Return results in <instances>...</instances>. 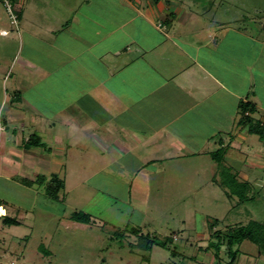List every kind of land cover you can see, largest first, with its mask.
<instances>
[{
    "label": "rangeland",
    "instance_id": "rangeland-1",
    "mask_svg": "<svg viewBox=\"0 0 264 264\" xmlns=\"http://www.w3.org/2000/svg\"><path fill=\"white\" fill-rule=\"evenodd\" d=\"M87 1L89 0H31L35 10L28 14L26 10L23 19L27 15L30 19L40 15V24L48 23L61 29L72 25L73 13L81 5V10L95 11L96 23L102 25V22L111 18L113 21L111 25L107 24L108 27L119 25L115 19L118 0H90L89 7L85 5ZM170 1H180L185 13H205L211 7L213 11L217 10L215 16L210 14H214L212 11L209 15H202V20L198 18L199 21H195L193 17L180 16L187 22H183L184 26L181 25L186 30L184 36L193 38L192 35L204 26L210 29L228 26L238 28L242 35L254 38V49L248 39H234L233 48L228 46L232 41L225 39L222 43L226 47L225 56H233L235 62L239 60V66L242 63L241 67L235 68L241 78L248 79V75H245L247 72L252 75L264 73V0ZM105 3L107 4L104 5ZM106 7L108 14L111 11L112 17L104 14L103 8ZM138 24L126 27L124 31L130 35L129 31L133 32ZM192 26L196 28L193 29ZM0 29L10 35L8 38H0V77L1 80L5 78L0 85V119L8 122L7 132L3 133L4 155L0 161V203L5 204L8 215L12 218L19 210H15L14 206H22L20 210L30 206L27 215L22 212L25 225L16 229L23 235L19 243L15 246L7 233L0 238L5 239V244L0 242V250L6 257L10 256L9 250L13 260L20 264H145L143 257L150 258V264H228L225 246L220 247L218 256L214 258V249L209 247L210 243H216L212 234L245 226L249 221L264 224V172L251 166L258 159L254 153L258 157H264V142L259 143L257 136H248L246 143L249 147L247 145V149L243 151L245 154L234 149L227 154L229 158L238 161L236 166L240 169L233 171L237 174L238 181H248L250 184L248 197L257 193L256 201L237 205L236 197L226 196L219 169L210 154L193 156L187 151L179 154L180 150H174L168 155L166 146L169 144L164 142L167 137H162L160 141L156 139L157 134L154 132L159 128L157 123L164 122L156 118H164L167 113L153 111L152 104L155 106L154 101L161 102L162 93L166 89L162 93L156 91L154 98L142 100L132 107V111L118 115H109V112H102L97 108L90 109L91 113L85 112L84 107H81L84 106L81 96L83 83L78 79V72L72 63L60 69H55L50 64L54 69L50 71L51 76L44 84L30 74L28 67L23 66L22 62L26 59L31 60V66L36 65L38 68L49 65H46L48 62L39 53L26 48L24 41L20 43L16 39L15 28L1 2ZM71 31L75 32L72 27ZM144 33L147 35L145 41L138 42L147 47L148 39L154 41L156 35L153 31L148 34L146 28ZM122 36L124 35L119 32L112 39L108 37L99 42L95 40L96 44L90 49L92 51L86 49V55L97 57L98 52L116 49L126 38H120ZM36 47L39 51V45ZM233 49L234 54L227 52H233ZM86 55L82 56L90 57ZM232 64H225L223 68L231 70ZM98 65L97 68H100L101 65ZM16 79L19 85L15 84L14 87L21 97L19 105L10 103L14 97L11 88ZM213 96L211 98L216 99L219 95ZM219 98L221 100L222 97ZM60 100L67 107L73 104L74 107H80L81 117L89 122L86 129L93 134H84L79 129L69 128L53 120L56 115L53 109L58 108L57 102ZM218 108L220 111L212 114H218L221 118L224 113L226 120L227 115H230L229 109L235 107L234 103L228 106L220 103ZM236 110L238 113V109ZM68 111L74 113L75 109L70 108ZM13 113L19 114L16 118L8 116H13ZM110 117L113 120L112 126L100 127ZM253 119L263 121L258 115H254ZM236 128L235 125L234 132ZM127 130L143 134L151 142H159L160 147L149 143L146 144L147 148H143L144 145L136 143L130 150L132 153L128 157H122L112 144L113 141H118L120 145L127 147L131 143ZM40 133L48 135L45 139L46 148L55 152L60 150L66 157L58 158L52 152L48 155V150L41 153L43 158L30 155L31 152L39 153L38 150L25 152L24 140L34 135L39 136ZM11 138L16 141L15 146ZM74 140H77L78 145H71ZM68 145H71L70 149H66ZM105 146L111 150L106 151ZM259 160L257 164L260 163ZM148 162L150 165L144 166ZM246 173L248 175H243ZM38 176H44L46 182L56 178L63 183L64 189L58 193V200L46 196L45 186L27 188L21 185L22 180L33 181ZM255 178L260 182H255ZM74 213L88 215L90 223H77L80 227L68 225L72 222L69 218ZM212 223L214 227L209 229ZM2 225L3 222L0 221V226ZM154 239L164 243L166 247L150 246L151 254L145 251L146 245L138 247L140 240L148 244ZM234 251L238 254L233 264H264V253L249 241L242 242Z\"/></svg>",
    "mask_w": 264,
    "mask_h": 264
},
{
    "label": "crops",
    "instance_id": "crops-1",
    "mask_svg": "<svg viewBox=\"0 0 264 264\" xmlns=\"http://www.w3.org/2000/svg\"><path fill=\"white\" fill-rule=\"evenodd\" d=\"M134 1L118 0L119 6L116 7L117 15L115 19L119 22V25L114 28L107 26V24H112L111 21L113 20L111 18L109 21L105 20V22H102V25L98 24L95 19V11H90L91 9L81 10L80 5L73 13L72 25L59 29L48 25V23L40 24L41 22L38 21L40 15L34 17L36 19H30L28 15L27 18L23 19L24 13L27 12L28 14L30 11L33 12L35 10L31 0H24L20 13V25H18L17 29H14L16 39L20 43L24 41L25 47L30 51L39 53L41 58L48 62L46 65L49 66L42 65V68H38L36 65L31 66L32 62L28 59L22 62L23 66L28 67L30 74L44 84L50 78V71L54 69L53 66H55V69H60L62 66L72 63L76 72H78V79L83 83L81 96L84 99L82 101L84 106L81 107H84L85 112H90V109L97 108L102 112H109V115L110 113L118 115L130 111L132 107L137 106L142 100L153 97L156 91L162 93L166 89V92L162 93L163 99L161 102L154 101L156 107L154 104L152 106L153 111L161 114L162 112L167 113L164 118H156V120H163L164 122L157 123L159 128L155 130L154 134H157L156 139L158 141L162 137H167L166 141H163L169 144L168 147L166 146L168 155L172 154L174 150H180L179 154L182 151H187L193 156L201 155V153L209 155L213 153V150L216 151L219 146L222 148L227 146L228 152L234 149L245 154L243 151L247 149V145L249 147V144L246 143L248 136L252 135H248L245 129L240 127L236 128L237 132L233 131L238 118L236 109H238L240 102L250 103L256 109L255 115H258L261 120L264 119V73L252 75L247 72L245 75H248V79L241 78L235 72V68L239 66V60L235 62L232 58L233 56L230 58L228 57L229 55L225 56L226 47L222 43L225 39H230L229 41H232V43L228 46L233 48L234 39L238 40L242 37L248 39L254 49V38L242 35L241 30L238 28L228 26L216 29L204 26L200 31L195 30L196 32L192 35L193 38L187 37L184 36L186 30L182 29V26L185 25L183 22H187L182 20V17H193L196 21L198 18H203L202 15H209V12L214 10L212 9L213 7L205 13H201V11H199L200 13L191 11L185 13L181 9L180 1L136 0L138 3ZM89 2L90 0L85 4L87 7H89ZM103 9L104 14H108V8ZM216 11H213L214 14H210L215 16ZM108 15L112 17L111 11ZM137 22L139 23L138 26L134 28L133 32L132 30L129 31L130 35L124 31L126 27L132 26V24ZM71 27L75 32L71 31ZM145 28L148 34L153 31V34L156 35V41L148 39L147 47L144 44H139L140 41H145L147 36L144 33ZM192 28L195 29L196 27L192 26ZM2 32H6L7 35H1ZM119 32L124 35L120 38H126L122 43H119L120 45L116 49L98 52L99 56L97 57L86 55V52H88L86 49H92L96 42L103 41L108 37L112 39ZM9 36L7 31L0 29V38H8ZM36 45H39L40 52ZM219 48H221V51ZM227 52L232 55L234 54V49L233 52L228 50ZM82 55L90 57L86 58ZM228 63H233L231 70L223 68ZM98 64L102 67L97 68ZM241 64L239 67H241ZM253 66L254 64H252ZM4 80L5 78L1 80L0 77V85L1 81L4 82ZM257 81H259V85H257ZM14 82L11 88L14 97L10 103L13 104L15 102L19 105L21 97L17 94L18 91L14 87L15 84L19 85V83L17 79ZM214 94L221 96V100L219 96L216 99H212ZM77 102L79 103V100ZM229 102L234 103L235 108L229 109L230 115L226 114V120L224 119V113L221 118L218 114H212V112L217 110L220 111L218 108L220 103L228 106ZM57 104L58 108L53 109L56 113L53 116L55 117L53 118L54 121L75 130L79 129L84 134H93L86 129L89 126V122L86 121L85 117H81L80 107H74V104L71 107H67L61 100ZM70 108L75 109V114L68 111ZM18 114L14 115L13 113V116L12 114L8 116L16 118ZM111 118L105 120L100 127L112 126L113 120ZM36 119L42 120L43 118L36 117ZM7 129L8 122L5 123V120L0 119V161L5 149L3 133L7 132ZM160 129L162 130L160 131ZM127 132L131 136L129 141L131 143L127 144V147H123L118 141H113L112 144L115 150L122 154V157H128L132 153L130 150L134 148L136 143L144 145L143 148H147L146 144L149 143L160 147L159 142H151V140L145 139L143 134L131 133L129 130ZM37 137L40 138L43 147L24 149L25 152L38 150L39 153L31 152L30 155L42 157L41 153L43 151L45 153L48 150V155L52 152L58 158L66 157V154L60 152V150L55 152L48 147L46 148L45 139L48 138L47 134L40 133ZM11 142L15 146L16 141L11 138ZM77 143V140H74L71 145H78ZM259 143L261 142L259 141ZM71 145H68L66 149H70ZM10 149L12 150L11 147ZM105 149L106 151L111 150L108 146H105ZM227 154L224 158L225 164L237 171L239 168L236 166L238 161L229 158ZM254 155L258 159L254 160L256 164L251 166L264 172V157H258L257 153H254ZM142 157L144 158L145 155ZM133 159L137 158L133 157ZM259 159L262 160L260 161ZM258 160L260 161L259 164H257ZM148 165H150L149 162L144 166ZM58 168L59 166L57 167V172ZM243 175H248V173ZM243 180L247 181V179ZM35 181L36 179L29 181L32 185L27 188L38 186ZM254 181L260 182L257 178ZM0 207L5 212L2 214L4 216L1 215L0 221L3 222L6 217L15 220L17 223L14 226H5L4 224L2 225L3 227L0 226V238L2 234L7 233L16 246L23 236L16 229L25 225L22 212L27 215L30 211V206H26L25 210H20L22 206H14L15 210H19L18 214L13 218L8 215L5 204L0 203ZM68 225L80 227L74 222H69ZM0 242L5 244V239H0ZM1 251L0 264H20L13 260L12 253L9 250H7L10 254L9 257H6ZM151 251L149 254H151ZM148 264H150V258Z\"/></svg>",
    "mask_w": 264,
    "mask_h": 264
},
{
    "label": "trees",
    "instance_id": "trees-1",
    "mask_svg": "<svg viewBox=\"0 0 264 264\" xmlns=\"http://www.w3.org/2000/svg\"><path fill=\"white\" fill-rule=\"evenodd\" d=\"M157 1V0H156ZM22 9V4H15L14 11L17 14L18 21L20 20V13ZM256 114V109L254 105L250 103L240 102L238 104V120L236 126L241 129H245L248 135L257 136L261 143L264 142V119L263 121L257 120L254 121L253 116ZM40 148L43 147V144L40 141V138L37 136L29 137L25 142H23L24 149L31 148ZM228 147H220L211 153V159L217 165L219 169L218 173L221 177V184L226 190L227 197H236L238 199V204H243L250 201H256L257 193L252 194L250 197L247 195L249 191L250 184L248 182H239L236 173H233V169L225 164L224 158L227 154ZM35 183L38 186H45V194L48 198L52 200H58V193L64 189V185L61 181H58L56 178L50 179L49 182H46L44 176H38ZM21 184L29 187L32 185L31 182L22 180ZM72 222L79 224H89L90 218L88 215L83 213H74L69 218ZM3 224L5 226H14L17 223L13 219L4 218ZM213 223L209 225V229H213ZM134 233L135 230H132ZM212 237L216 239V243H210L209 247L214 249V258H216L221 246H225L227 250V256L229 258L228 264H233L236 260L237 251H234V248L240 245L244 241H249L252 244H255L263 253H264V224H260L256 221H249L245 226H239L234 229H229L225 232L216 231L212 234ZM144 239V238H143ZM146 245L145 251L150 253L151 247L153 245L165 248L166 245L162 242L154 239L148 244H145V241L138 243V247H143ZM151 246V247H150ZM142 261L145 264L149 263L148 257H143Z\"/></svg>",
    "mask_w": 264,
    "mask_h": 264
},
{
    "label": "built area",
    "instance_id": "built-area-1",
    "mask_svg": "<svg viewBox=\"0 0 264 264\" xmlns=\"http://www.w3.org/2000/svg\"><path fill=\"white\" fill-rule=\"evenodd\" d=\"M24 0H0L2 5L5 7V10L7 12L8 18L11 22V25L17 29L19 25L17 14L14 11V5L15 4H22ZM6 32H2L1 35H6ZM1 208V207H0Z\"/></svg>",
    "mask_w": 264,
    "mask_h": 264
},
{
    "label": "bare ground",
    "instance_id": "bare-ground-1",
    "mask_svg": "<svg viewBox=\"0 0 264 264\" xmlns=\"http://www.w3.org/2000/svg\"><path fill=\"white\" fill-rule=\"evenodd\" d=\"M4 213V211L2 209H0V216Z\"/></svg>",
    "mask_w": 264,
    "mask_h": 264
},
{
    "label": "clouds",
    "instance_id": "clouds-1",
    "mask_svg": "<svg viewBox=\"0 0 264 264\" xmlns=\"http://www.w3.org/2000/svg\"><path fill=\"white\" fill-rule=\"evenodd\" d=\"M4 213H5V212H4ZM2 216H4V215H2ZM2 216H0V218H1Z\"/></svg>",
    "mask_w": 264,
    "mask_h": 264
}]
</instances>
